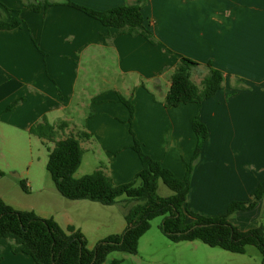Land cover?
Here are the masks:
<instances>
[{
	"label": "crops",
	"instance_id": "obj_1",
	"mask_svg": "<svg viewBox=\"0 0 264 264\" xmlns=\"http://www.w3.org/2000/svg\"><path fill=\"white\" fill-rule=\"evenodd\" d=\"M68 1L104 11L135 0ZM141 1L144 28L157 44L140 34L104 26L63 5V0H0V21L19 20L17 27L0 30V138L10 140L19 131L29 134L28 128L43 118L52 125L64 121L62 134L79 130L90 134L79 141L83 153L84 144L95 143L108 159V168L103 169L116 185L129 182L140 170L131 148L133 138L145 154L181 179L194 151L191 122L197 115L208 135L192 166L186 208L214 217L231 201H252V191L264 180V0ZM34 5L40 6L34 10ZM179 56L200 63L198 69L204 71L199 81L190 77L195 84L207 73L206 63L221 71L223 80L199 105L166 108L163 99ZM107 62L112 63L111 82L106 80ZM94 70L106 84L95 87L82 102L89 108L83 124L71 118L57 121L61 111L93 86L89 80ZM118 95L133 106V136L127 128L128 110ZM160 142H167V147L162 149ZM39 191L43 198L35 203L38 208L26 211L53 219L63 230L71 226L80 231L89 249L125 229V203L118 208L68 200L54 184ZM144 236L136 254L122 261L135 264ZM0 264L34 262L14 252L11 241L0 239Z\"/></svg>",
	"mask_w": 264,
	"mask_h": 264
},
{
	"label": "trees",
	"instance_id": "obj_2",
	"mask_svg": "<svg viewBox=\"0 0 264 264\" xmlns=\"http://www.w3.org/2000/svg\"><path fill=\"white\" fill-rule=\"evenodd\" d=\"M62 4L78 9L104 26L132 35L140 34L151 44H157L144 28L141 0L104 11H94L68 0H63ZM47 5V2H43L44 7ZM39 6L34 5L33 9L37 10ZM18 25L19 20L15 18L8 22L0 21V30H10ZM199 66L200 63L187 57L177 58L169 76L170 85L163 99L164 107L188 103L199 105L217 92L223 80L222 72L206 63L207 73L197 85L190 77ZM118 101L127 108L130 124L133 114L130 100L118 95ZM66 127L64 121L52 125L43 118L28 128L29 134L39 138L42 143L53 144L51 149H47L45 169L56 190L68 200H89L102 205L125 203V229L121 234L99 240L89 249L83 234L73 227L63 230L53 219L41 218L32 211L16 210L0 199V239L11 241L14 252L29 256L34 264H102L112 252L136 254L138 241L150 228V221L162 216L160 231L174 243L200 240L210 247H219L236 254L244 253L245 247L251 245L261 253V264H264V227L241 231L228 221L231 214L250 210L255 207L256 201L264 199V180L252 191V201H231L221 215L205 217L186 208L192 166L208 135L206 126L197 115L191 122L196 143L181 179L145 154L133 138L131 148L139 159L140 170L130 182L118 185H114L102 166L79 178L74 177L83 155L79 141L89 138L90 134L83 130L62 134ZM128 130L133 136L130 127ZM158 181L171 191L170 195L157 194ZM20 187L26 190L23 180L20 181ZM120 197L124 198L121 200Z\"/></svg>",
	"mask_w": 264,
	"mask_h": 264
},
{
	"label": "rangeland",
	"instance_id": "obj_3",
	"mask_svg": "<svg viewBox=\"0 0 264 264\" xmlns=\"http://www.w3.org/2000/svg\"><path fill=\"white\" fill-rule=\"evenodd\" d=\"M106 67L108 75L106 80L111 82L112 79L108 77L111 75L112 63L107 62ZM203 71L198 68L193 70L191 76L194 82L199 81ZM81 74H83V69L80 71V76ZM96 75L98 73L94 70L89 80L93 86H89V89H86L87 94L80 95L81 97L77 98L78 100H74L68 108L61 111L57 121L71 118L75 124L79 126L83 124L89 108L87 107L88 105L83 106L84 103L82 102H87L84 99L87 98L91 90L106 84ZM94 83L97 85H94ZM127 124V128H131L128 121ZM12 136L10 140H2L0 138V171L4 173L3 180H0V198L18 210H26L31 206L38 208L35 203L37 204V201L43 198V194L41 195L40 193L42 192L39 190L53 185L45 169L48 155L47 149H51L53 144L51 142L42 143L39 138L20 131L13 133ZM160 144L159 146L165 149L168 143L160 142ZM94 146H96L95 143L84 144L86 150H84L80 166L74 173L75 178L91 173L98 166L103 165V168H108V159L103 152L100 153L98 148ZM177 154H175V157ZM172 160L168 159V162ZM126 164L129 165V163ZM113 168L116 169V164ZM21 180L28 183L27 192L21 189ZM157 194L159 196H168L171 191L161 181H158ZM123 198L120 197L119 199L122 200ZM115 205L119 208L121 203L118 202ZM234 215L229 218V222L241 231H247L259 226L264 227V199L260 200L252 210L238 212ZM162 219V216H157L150 221V228L140 240V250L137 258L133 260L135 264H261L262 262L261 253L256 247L251 245L245 247L244 253L236 254L219 247H210L200 240L174 243L161 233L160 224ZM125 256L132 257L129 254L112 252L106 259H110L109 264H112L113 261H115L114 264H128V262L122 261ZM139 257L143 259L139 260Z\"/></svg>",
	"mask_w": 264,
	"mask_h": 264
}]
</instances>
